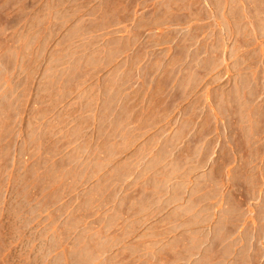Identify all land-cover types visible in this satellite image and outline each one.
<instances>
[{
	"label": "rangeland",
	"instance_id": "1",
	"mask_svg": "<svg viewBox=\"0 0 264 264\" xmlns=\"http://www.w3.org/2000/svg\"><path fill=\"white\" fill-rule=\"evenodd\" d=\"M0 264H264V0H0Z\"/></svg>",
	"mask_w": 264,
	"mask_h": 264
}]
</instances>
